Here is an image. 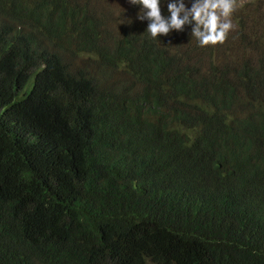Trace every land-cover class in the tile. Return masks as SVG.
<instances>
[{
  "label": "trees",
  "instance_id": "obj_1",
  "mask_svg": "<svg viewBox=\"0 0 264 264\" xmlns=\"http://www.w3.org/2000/svg\"><path fill=\"white\" fill-rule=\"evenodd\" d=\"M247 4L201 47L193 25L153 38L140 5L112 27L76 0H0V264H264Z\"/></svg>",
  "mask_w": 264,
  "mask_h": 264
},
{
  "label": "clouds",
  "instance_id": "obj_2",
  "mask_svg": "<svg viewBox=\"0 0 264 264\" xmlns=\"http://www.w3.org/2000/svg\"><path fill=\"white\" fill-rule=\"evenodd\" d=\"M77 2L88 3L86 0ZM129 7L141 6L138 19L150 21L147 32L153 38L168 35L173 30L183 31L186 25H193L191 35L201 47L223 44L228 33L233 28L231 17L240 7L243 0H193L191 7H187L184 0H171L167 4L170 16L162 15L161 0H125ZM89 9H94L90 6ZM96 11V10H95ZM97 14V11L95 13ZM100 18V17H99ZM129 24L131 20L127 21Z\"/></svg>",
  "mask_w": 264,
  "mask_h": 264
},
{
  "label": "rangeland",
  "instance_id": "obj_3",
  "mask_svg": "<svg viewBox=\"0 0 264 264\" xmlns=\"http://www.w3.org/2000/svg\"><path fill=\"white\" fill-rule=\"evenodd\" d=\"M88 4L96 11L103 24L112 27H122L133 21L137 16V10L129 7L125 0H86ZM249 0H243V6H251L247 4ZM244 14V13H243Z\"/></svg>",
  "mask_w": 264,
  "mask_h": 264
}]
</instances>
